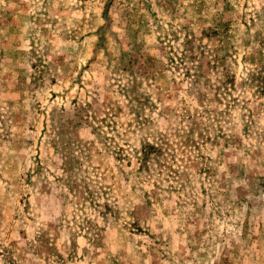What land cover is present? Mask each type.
<instances>
[{"label": "rangeland", "instance_id": "obj_1", "mask_svg": "<svg viewBox=\"0 0 264 264\" xmlns=\"http://www.w3.org/2000/svg\"><path fill=\"white\" fill-rule=\"evenodd\" d=\"M262 6L0 0V264H264Z\"/></svg>", "mask_w": 264, "mask_h": 264}, {"label": "trees", "instance_id": "obj_2", "mask_svg": "<svg viewBox=\"0 0 264 264\" xmlns=\"http://www.w3.org/2000/svg\"><path fill=\"white\" fill-rule=\"evenodd\" d=\"M258 21L259 23L264 22V6H262L259 11H258ZM223 17L222 19H224ZM225 21L221 22V25H225ZM253 23H255L253 21ZM206 36V38H212L217 36L219 34L218 30H205V32H201ZM194 34V33H193ZM198 40L194 35H190L182 45V51H181V56L179 58L180 63L182 62H187V63H192L193 64V70H195V80L193 81V84L195 85V88H197V92L199 91V87L201 88V91H199V104L201 106L205 105H211L213 103H221V99L218 96V91L220 90L219 87H217L215 84H211L209 80L205 77V71L203 70V66L200 65L202 62L205 61L206 67L208 69V66H212V70L216 69V61L212 59L210 55H208L205 51V48L202 46L196 45V42ZM196 51V53H195ZM134 60V59H133ZM199 64V65H194V64ZM208 64V66H207ZM216 72V71H215ZM140 77V76H139ZM250 88L251 90L254 91V95L256 97H259L261 95H264V70H261L257 73H252L250 74L245 80L242 81L239 87V92L245 93V89ZM222 92L225 91V93L229 91H236L235 87L233 85V81L231 78H225L222 81ZM245 103L248 104L246 101H238V105L243 106ZM215 108V113H211L213 116H226L228 113L227 111H219L218 108ZM242 110V109H241ZM83 109L80 108L77 111V114L75 117H77L78 122H82V118H80V112H82ZM245 111H247L245 109ZM211 112H214V110H211ZM77 122V123H78ZM75 123L74 120H72L69 117H66L63 119V116L61 115V122L59 123V129L58 132L62 135L65 134L64 126L65 125H73ZM64 165H66V161L64 162ZM65 183L71 184L74 187L76 186V182L74 180H71L70 176L69 178H66Z\"/></svg>", "mask_w": 264, "mask_h": 264}]
</instances>
